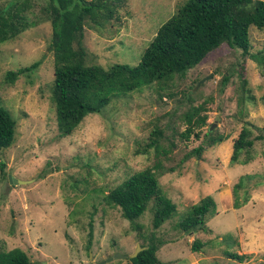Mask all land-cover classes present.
Returning <instances> with one entry per match:
<instances>
[{
  "label": "rangeland",
  "instance_id": "374dc122",
  "mask_svg": "<svg viewBox=\"0 0 264 264\" xmlns=\"http://www.w3.org/2000/svg\"><path fill=\"white\" fill-rule=\"evenodd\" d=\"M20 1L0 0V10ZM31 1L27 17L32 27L0 44V107L16 121L14 142L0 149V251L19 248L32 264H129L128 259L114 256L131 255L137 244L145 245L152 238L159 245L156 255L162 264H240L224 256V251L246 255L241 264H264V29H249L250 56L223 44L165 90L152 85L117 98L61 138L50 100L51 25L40 13L48 0ZM185 1L128 0L118 21L86 25V64L105 69L115 64L137 66L159 27ZM34 62L40 64L32 74L19 76L12 85L5 82L8 71ZM242 69L255 99L240 107ZM224 76L228 80L222 85ZM198 105L208 109L203 134L184 141L177 132L169 140L174 144L172 152L160 158L163 169L158 181L176 212L154 230L150 203L136 222L143 227L141 239L120 209L107 205L103 197L132 174L155 164L152 149L143 153L155 127L168 137L172 129L183 131L180 117ZM246 124L252 138H261L254 140L251 162L233 165L232 144ZM207 130L229 138L207 148L198 159L184 160L186 153L202 144ZM245 175L252 178L243 180L237 198L242 203L248 196V202L234 209L233 187ZM9 176L24 183L10 184ZM205 196L217 205L215 216L206 222L210 231L186 234L175 228ZM194 240L202 244L197 252L192 250Z\"/></svg>",
  "mask_w": 264,
  "mask_h": 264
},
{
  "label": "trees",
  "instance_id": "16d2710c",
  "mask_svg": "<svg viewBox=\"0 0 264 264\" xmlns=\"http://www.w3.org/2000/svg\"><path fill=\"white\" fill-rule=\"evenodd\" d=\"M32 7L31 0H22L0 10V44L15 39L32 27L27 17ZM127 7L128 0H48L41 7V15L51 25L47 44L53 57L50 100L54 106L59 137L71 135L88 115L99 114L117 98L127 97L152 85H159L160 91L165 90L176 77H184L208 53L223 44L241 50L243 57L250 56L249 29H264V0H186L159 27L137 66L115 64L105 69L99 65H87V51L83 42L86 25L92 28L118 21L120 12ZM39 64L40 62H34L16 71H8L5 82L12 85L19 76L32 74ZM242 71L243 69L239 72L240 107L244 101L253 102L255 99ZM227 80L228 77L224 76L222 85ZM207 112L204 105L191 106L180 117L185 129L181 132L172 129L171 137L164 136L163 130L155 127L143 150V153L151 149L154 151L155 164L132 174L103 197L107 205L120 209L122 218L131 224L141 239L143 227L136 222L148 210L150 203L151 226L154 230L172 219L176 212V205L164 194L158 181V173L161 174L163 169L160 158H167L174 148L173 142L169 140L177 132L184 141L192 136L199 139L203 128L208 126ZM15 127L16 121L11 114L0 107V149L12 145ZM252 134L248 124L241 128L232 144L229 160L231 164L246 165L253 160L254 140L261 137L252 138ZM228 138L229 136L207 130L202 144L186 153L184 160L192 157L198 159L207 148L219 145ZM162 140L167 144L163 145ZM251 178L249 175L242 176L233 187L234 209L247 204L248 196L240 203L237 193L243 187V180ZM216 210L213 198L205 196L191 207L187 217L175 224V228L186 234L209 232L206 222L215 216ZM91 237L90 230L89 238ZM225 238L232 237L226 235ZM201 246L200 242L194 240L192 250L197 252ZM141 247L146 249L128 259L129 264H162L156 255L159 245L152 238ZM224 256L240 264L246 259V255L229 251H224ZM0 264L32 263L23 250L14 248L0 251Z\"/></svg>",
  "mask_w": 264,
  "mask_h": 264
},
{
  "label": "water",
  "instance_id": "95a60500",
  "mask_svg": "<svg viewBox=\"0 0 264 264\" xmlns=\"http://www.w3.org/2000/svg\"><path fill=\"white\" fill-rule=\"evenodd\" d=\"M209 78H210V76H208V77L202 79L201 81H199V82L197 83V85L195 86L194 90H195V89H196V88H197L202 82H204L205 80H207V79H209ZM212 129H213V125L211 126L210 130H212ZM9 183H10V184H21V183H24V182H23V181H19V180H15V179H13L11 176H9ZM136 240H137V239H136ZM144 249H146V247H145V248H142L139 244H137V245H136V250H135V252H134L133 254L128 255V256L115 255V256H114V259H116V258H121V259H132V258L136 257V255H137L139 252L143 251Z\"/></svg>",
  "mask_w": 264,
  "mask_h": 264
}]
</instances>
